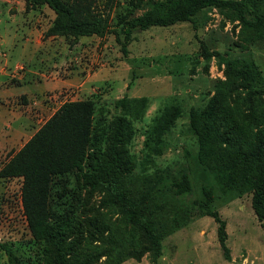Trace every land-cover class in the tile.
<instances>
[{"label": "rangeland", "instance_id": "obj_1", "mask_svg": "<svg viewBox=\"0 0 264 264\" xmlns=\"http://www.w3.org/2000/svg\"><path fill=\"white\" fill-rule=\"evenodd\" d=\"M64 1L106 18L107 29L118 31L116 13L133 0ZM159 1L144 0L133 15L156 18L152 7ZM63 21L45 3L0 0V240L15 248L22 264H264V218L252 206L254 191L224 190L203 171L188 127L190 108H203L218 88H226L225 59H251L264 75V38L242 30L220 8L206 7L191 20L133 28L128 39L119 33L124 55L113 33L81 36L73 45L70 35L46 34ZM243 96L228 88L217 95L228 123L237 132L264 130V100L250 113ZM121 97L142 101L131 110L134 134L123 147L119 175L135 190L155 173H166L170 183L188 179L185 191L174 187L167 211L178 217V226L161 239L155 258L142 231L124 220L102 189H80L72 175H64L51 178L48 200L54 220H66L69 231L58 247L48 238L34 239L22 206L23 177L9 172L11 157L68 101L92 103L93 139H100ZM170 104L179 106L178 115L154 151L148 147L154 121ZM203 185L211 187V208L224 223L225 248L218 222L198 208ZM0 264H6L2 252Z\"/></svg>", "mask_w": 264, "mask_h": 264}, {"label": "trees", "instance_id": "obj_2", "mask_svg": "<svg viewBox=\"0 0 264 264\" xmlns=\"http://www.w3.org/2000/svg\"><path fill=\"white\" fill-rule=\"evenodd\" d=\"M27 1L45 3L56 17L64 20L50 26L46 30L47 35H70V45H73L81 36L113 33L117 42L121 43L124 55L127 53L126 43L120 41L119 33L128 39L133 28L147 29L153 25L191 20L206 7L220 8L226 16L237 20L242 30L264 38L262 0H162L152 7L156 18L150 13L146 16L133 15L144 1L133 0L123 13H116L115 28L119 27V32L107 29L106 18L91 16L64 0ZM211 55L207 52L205 58ZM224 62L228 75L224 83L226 88H218L203 108L192 107L188 113V127L197 143L196 162L224 190L238 187L252 189V206L257 217L262 219L264 130L252 134L250 130L237 132L228 123L227 115L220 110L217 95H222L227 88L232 92L241 91L244 93L240 97L242 103L249 108L250 113H257L260 110L257 104L264 100V75L251 59H225ZM138 101L139 98H117L113 103L118 114L98 140L93 139L92 103L88 100L64 102L11 157L9 172L23 177L22 206L34 239L48 238L58 247L59 238L69 231L66 220H54L48 192L53 176L72 175L80 189H102L124 220L142 231L153 256L156 258L160 254L161 239L178 226V217H170L167 212L174 205L171 200V196L176 195L174 187L185 191L189 185L185 178L170 183L166 173H155L153 178H146L145 184L142 183V187L137 190L128 189L122 181L119 169L125 152L123 147L134 134L131 110ZM178 112L177 104L163 108L151 130L150 149L158 150ZM201 192L205 199L198 208L218 222L219 241L224 247V223L211 208L212 189L203 185ZM164 213L169 217H165ZM0 252L5 255L6 264H22L9 242L0 240Z\"/></svg>", "mask_w": 264, "mask_h": 264}]
</instances>
